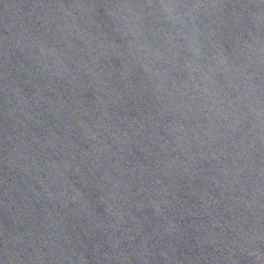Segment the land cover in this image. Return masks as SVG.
<instances>
[{"label":"water","instance_id":"water-1","mask_svg":"<svg viewBox=\"0 0 264 264\" xmlns=\"http://www.w3.org/2000/svg\"><path fill=\"white\" fill-rule=\"evenodd\" d=\"M0 264H264V0H0Z\"/></svg>","mask_w":264,"mask_h":264}]
</instances>
